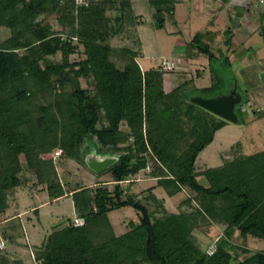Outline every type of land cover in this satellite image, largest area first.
<instances>
[{
	"label": "trees",
	"instance_id": "1",
	"mask_svg": "<svg viewBox=\"0 0 264 264\" xmlns=\"http://www.w3.org/2000/svg\"><path fill=\"white\" fill-rule=\"evenodd\" d=\"M212 1L226 6L232 0ZM247 1L244 8L249 13L257 0ZM150 4L156 10V28L163 29L165 14L175 12L173 0H150ZM260 11L258 33L264 40ZM55 15L61 31L47 21ZM139 25L132 0L82 4L0 0V30L11 32L0 43V217L9 211L10 197L30 181L26 174L31 173L34 186L52 201L72 197L76 216L85 222L75 226L74 218H68L58 224L40 245H34L35 264H233L238 260V247L232 243L236 231L241 238L264 241V150L247 155L238 142L236 154L222 166L196 169L200 154L230 124L191 99L226 94L222 68L216 65L220 61L230 67L233 62L227 55L219 60L214 52L219 33L206 30L186 44L188 59L209 60L212 85L199 88L191 79L167 92V72L161 64L143 71L140 52L111 45L128 27ZM224 33L229 49L235 33L231 27ZM81 46L85 58L70 62ZM59 53L62 63L49 61ZM117 55L125 62L123 67L113 60ZM82 79L91 87L84 88ZM243 107L236 110L241 117ZM94 138L101 152L122 154L107 171L115 182L113 191L107 185L67 191L56 161L63 166L67 161L83 163L82 148ZM58 149L63 154L55 161ZM147 167L157 185L139 199L122 184ZM200 177L208 185L200 183ZM157 188L170 198L187 193L182 211L169 212L165 201L154 194ZM151 205L157 210L152 211ZM127 207L140 214V224L131 221L127 231L118 234L110 216ZM214 226L226 229L209 254L195 232L207 233ZM4 237L13 239L5 233ZM244 252L250 254L248 249ZM0 264H24V260L0 249ZM238 264H264V250Z\"/></svg>",
	"mask_w": 264,
	"mask_h": 264
},
{
	"label": "rangeland",
	"instance_id": "2",
	"mask_svg": "<svg viewBox=\"0 0 264 264\" xmlns=\"http://www.w3.org/2000/svg\"><path fill=\"white\" fill-rule=\"evenodd\" d=\"M79 2L83 0H78ZM134 4V15L137 18L138 27H128V30L111 40V45L116 49H133L140 52L138 62L146 71L153 67H158L164 61H172L176 69L167 72L165 76V89L167 92L178 87L185 80H195V85L199 88H205L212 85L213 73L209 60L206 57L188 59L186 56V44L191 42L194 36L206 30L216 29L219 31L216 37L214 52L218 59L224 56H230L232 66L226 67L225 64L216 65L222 68L221 73L225 79L224 95L237 94L242 95L244 99L238 106L244 104L243 117H240V123H230L227 127L217 132L214 142L203 151L197 161L196 169L198 172L209 168H217L224 164V160L233 158L236 154L237 143L243 144L242 153L250 155L264 150V121L251 123L249 125L242 123L252 120V114L255 111L253 105L258 102L264 104V40L258 33L259 11L264 12V3L255 1L250 12L245 9L247 0H239L240 5H226L219 17L218 7L211 8L214 2L210 0H173L175 12L173 15L165 14V27L156 28L155 9L151 6L150 0H132ZM243 1V3H242ZM219 5V4H218ZM262 5V6H260ZM211 8V9H209ZM237 8V9H236ZM217 14H213L212 12ZM111 17L115 12H109ZM217 20L215 24V20ZM56 31L63 28L59 24L58 16H52L47 20ZM214 23V27L211 23ZM225 23L228 25L225 27ZM231 27L236 35L230 48L229 41L223 31ZM241 27V31L238 29ZM214 30V31H216ZM11 32L5 28L0 30V43L8 39ZM141 40V42H139ZM219 50H223L221 53ZM84 47H80V52L70 56V62L84 59ZM63 55L61 53L50 57L52 63H62ZM113 60L119 67H123L125 62L119 55L114 56ZM215 66V67H216ZM223 66V67H222ZM204 74L198 76V72ZM84 88H90V82L82 79ZM258 97V98H257ZM42 101H45L41 98ZM238 114V113H237ZM239 115V114H238ZM126 130V126L123 125ZM97 138L91 139L85 143L82 148V156L90 149V144L95 143ZM125 146V145H124ZM58 173L61 182L65 185L67 191L74 190L80 186L92 187L96 189L101 185H107L113 191L115 182L111 173L104 172L97 175L90 171L85 163L76 161H67L66 165H61L56 161ZM151 171V170H150ZM149 171V172H150ZM148 171H142L135 177H130L125 181L123 187L126 192L137 194L139 199L147 197L146 190L156 187L157 180L148 176ZM30 180L24 187L19 188L14 197H10L9 211L0 217V247L4 251L16 255L24 260V264H35L34 258L36 252L34 245H40L45 237L68 218H74L77 213L72 197H63L62 199L52 201L46 191L34 186L35 178L31 173L26 174ZM200 183L208 185L205 177L199 178ZM39 193V194H35ZM154 194L158 199L164 200V206L169 212H181L180 205L188 197L183 192L174 198L166 195L163 189H157ZM41 214L37 216L32 208L42 203H46ZM152 211H156V205L150 206ZM188 210V208H183ZM111 220L118 234L127 231V225L133 221L140 224V214L133 208L127 207L119 209L111 214ZM8 219L10 220L8 222ZM34 222V223H33ZM226 226H214L207 233L196 231V237L202 249L209 254L216 249V244L224 236ZM12 237L13 239H8ZM233 245L238 247V260H245L255 252L264 250V241L254 237L247 239L241 238L236 231L232 239ZM33 248V249H32ZM248 249L250 254L244 250Z\"/></svg>",
	"mask_w": 264,
	"mask_h": 264
},
{
	"label": "water",
	"instance_id": "3",
	"mask_svg": "<svg viewBox=\"0 0 264 264\" xmlns=\"http://www.w3.org/2000/svg\"><path fill=\"white\" fill-rule=\"evenodd\" d=\"M192 101L218 117L230 122L239 124L240 117L237 114V104L242 102L240 95L231 94L220 97L193 96ZM121 153H115L113 150L101 152L97 140L90 144V149L83 156V162L93 173L100 175L113 166L121 159Z\"/></svg>",
	"mask_w": 264,
	"mask_h": 264
},
{
	"label": "crops",
	"instance_id": "4",
	"mask_svg": "<svg viewBox=\"0 0 264 264\" xmlns=\"http://www.w3.org/2000/svg\"><path fill=\"white\" fill-rule=\"evenodd\" d=\"M210 2H213L212 0H210ZM240 1L239 0H232L229 4H234V6L235 7H238L240 4ZM216 3H218V2H216ZM215 2H214V4H216ZM242 3H243V1H242ZM219 4V5H218ZM218 4H216V6H214V5H212V6H210L211 8H216V7H218V9H216V10H218V15H219V17L220 16H222L221 15V12L223 11V10H220V9H224V8H226L225 6H223L222 4H220V3H218ZM249 3L247 2V4H246V6L248 5ZM260 6H262V5H260ZM211 8H209V9H211ZM237 9V8H236ZM211 12H212V10H211ZM215 12H217V11H215ZM215 12H212L213 14H217V13H215ZM215 21V24H216V22H217V20L216 19H214ZM213 25V28H215L214 26V23L212 24ZM228 24L227 23H225V27L227 26ZM213 30H216V29H213ZM217 31V30H216ZM241 31V27L238 29V32H240ZM218 33H219V31H217ZM224 32V31H223ZM219 35H220V33H219ZM236 37V35L234 36V38ZM233 38V39H234ZM263 59H264V57H262ZM258 98V97H257ZM253 107L255 108V111L253 112V114H252V120L251 121H249L248 120V122H250V124L251 123H257L258 121H264V104H260V103H258V102H256L254 105H253ZM259 113V116L257 115V113ZM227 127V126H226ZM224 129V128H223ZM261 151H263V150H261ZM260 152V151H259ZM157 189H160V188H157ZM156 189V190H157ZM155 190V191H156ZM154 191V192H155ZM44 192V191H43ZM35 194H39V193H35ZM66 197H68V196H66ZM62 199V198H61ZM49 202H46V203H42V204H40V205H38V206H35L34 208H32L31 209V211H33V212H35V214L37 215V216H39L40 214H41V210L43 209V207H46L47 206V204H48ZM38 209V211L36 212V210ZM11 220V219H10ZM9 219H8V222L10 221ZM34 223V222H33ZM2 236H4L3 234H2ZM1 239V238H0ZM33 249V248H32Z\"/></svg>",
	"mask_w": 264,
	"mask_h": 264
},
{
	"label": "built area",
	"instance_id": "5",
	"mask_svg": "<svg viewBox=\"0 0 264 264\" xmlns=\"http://www.w3.org/2000/svg\"><path fill=\"white\" fill-rule=\"evenodd\" d=\"M77 1H78V0H77ZM84 2H85V0H83V1H81V2L78 1V3H80V4H82V3H84ZM261 2L264 3L263 1H261ZM161 66H162L163 70L166 71V72L173 71V70L176 69V65H175V63L172 62V61H164V62L161 64ZM62 154H63V151H62L61 149H58V150L55 152V156H54L55 161H56L58 158H60V157L62 156ZM150 170H151V167H147L146 171L149 172ZM84 223H85V222H84V219H82V218H80V217H77V216L74 217V225H75V226H83ZM0 249H1V247H0ZM1 250H2V249H1ZM215 250H216V249H214L210 254H213V253L215 252Z\"/></svg>",
	"mask_w": 264,
	"mask_h": 264
}]
</instances>
